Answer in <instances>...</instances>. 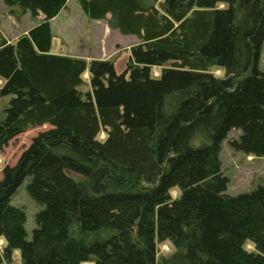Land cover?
Returning <instances> with one entry per match:
<instances>
[{
  "label": "trees",
  "instance_id": "trees-1",
  "mask_svg": "<svg viewBox=\"0 0 264 264\" xmlns=\"http://www.w3.org/2000/svg\"><path fill=\"white\" fill-rule=\"evenodd\" d=\"M67 1L2 0L15 19L27 11L43 19L14 42L0 30V95L11 96L0 149L50 126L2 169V258L264 264V183L226 194L219 158L233 128L234 150L264 157V0H78L89 18L137 37L119 74L111 59L50 52V20ZM26 177L43 205L31 240L24 209L11 204ZM162 242L174 250L157 257Z\"/></svg>",
  "mask_w": 264,
  "mask_h": 264
},
{
  "label": "rangeland",
  "instance_id": "rangeland-1",
  "mask_svg": "<svg viewBox=\"0 0 264 264\" xmlns=\"http://www.w3.org/2000/svg\"><path fill=\"white\" fill-rule=\"evenodd\" d=\"M161 1V0H158ZM30 14V13H29ZM39 15V14H38ZM31 16L29 20L37 21L39 17ZM27 20L22 23H17L7 13L6 7L0 0V25L5 35L13 36L19 31L22 32L28 28ZM102 20L89 18L82 10L78 0H68L65 10L52 24L54 34L56 36L55 52H60L62 48L64 55L82 57L87 60L111 59L114 61V68L117 74L121 73L129 60L130 48L138 43L135 35H123L118 31L111 30L108 35H103L101 31ZM100 57V58H99ZM258 68L264 72V40L261 46ZM211 72L218 77L224 76L221 69L213 68ZM154 76L159 73V68L152 69ZM85 81L88 80V75L83 76ZM1 87V85H0ZM81 91L90 89L87 84L80 86ZM11 96L0 95V121L4 118V109L8 105ZM48 124L36 126L27 129L25 132L18 134L10 139L8 143L0 149V178L1 172L5 166H13L17 162L21 153L30 145L31 140L38 133L49 129ZM241 131L233 128L228 133L221 144L219 158L221 160V170L228 178L226 194L237 195L240 193L252 191L258 184L264 183V157L247 156L240 151L234 150L230 146V141L238 139ZM99 138H104V133L99 134ZM29 177L23 179L15 193L11 197V204L23 208L26 214V238L31 240L32 231L36 227L35 214L43 208V205L38 204L28 193L26 185ZM172 196L177 195V191L171 192ZM4 241L0 238V264H22L19 251H13L9 260L2 258V247ZM245 248L252 250L253 246L246 243ZM173 246L168 242L157 243V257L167 256L173 252ZM82 264H93L85 262Z\"/></svg>",
  "mask_w": 264,
  "mask_h": 264
},
{
  "label": "crops",
  "instance_id": "crops-1",
  "mask_svg": "<svg viewBox=\"0 0 264 264\" xmlns=\"http://www.w3.org/2000/svg\"><path fill=\"white\" fill-rule=\"evenodd\" d=\"M68 2V1H67ZM66 5H67V3H66ZM66 5H65V7H66ZM65 7L54 17V18H52L51 20H50V26H51V33H52V36H53V38H52V45H51V49H50V52L51 53H55V54H61L62 53V48L60 47L59 49V53L58 52H55L54 51V46L57 44L56 43V41H55V38H56V36H55V34H54V27H53V22L55 21V20H57V18L60 16V14L63 12V10H65ZM9 15V14H8ZM10 17H12L14 20H17V23H22L24 20H27V22L29 23H27L28 24V28L26 29V30H23L22 32H18V33H16V34H14L13 36H9V35H5L4 33H3V31H2V29H0L1 31H2V33L4 34V36L8 39V42H14L20 35H22V34H25L27 31H28V29H30L31 27H33V26H35L36 24H38L42 19H43V15L40 13L39 15H38V17H39V19L37 20V21H31V19L29 20V18H31L30 17V14H29V11H27L20 19H15L13 16H11V15H9ZM101 31H102V33H103V35H108L110 32H111V30H113V29H110L109 27H108V24H107V19H102V23H101ZM0 28H1V25H0ZM115 31H117V30H115ZM100 58V57H99ZM2 83V81L0 80V84ZM3 240V239H2ZM4 241V240H3Z\"/></svg>",
  "mask_w": 264,
  "mask_h": 264
}]
</instances>
